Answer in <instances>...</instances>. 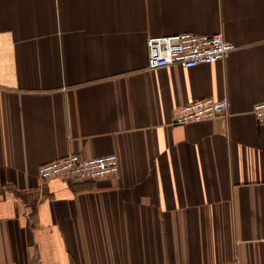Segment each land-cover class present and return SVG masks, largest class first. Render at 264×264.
Returning a JSON list of instances; mask_svg holds the SVG:
<instances>
[{
    "label": "crops",
    "instance_id": "1",
    "mask_svg": "<svg viewBox=\"0 0 264 264\" xmlns=\"http://www.w3.org/2000/svg\"><path fill=\"white\" fill-rule=\"evenodd\" d=\"M222 34L148 70L152 36ZM226 116L175 125L193 101ZM264 0H0V264H264ZM117 154V176L41 165Z\"/></svg>",
    "mask_w": 264,
    "mask_h": 264
},
{
    "label": "built area",
    "instance_id": "2",
    "mask_svg": "<svg viewBox=\"0 0 264 264\" xmlns=\"http://www.w3.org/2000/svg\"><path fill=\"white\" fill-rule=\"evenodd\" d=\"M148 70H158L172 65L191 69L204 64H215L237 50L239 46L224 38L222 34L197 35L192 33L173 36H152L147 41ZM228 100L207 98L187 103L174 111L173 123L186 125L211 120L227 115ZM253 114L259 124L264 125V102L257 103ZM120 160L117 154L84 158L71 154L43 164L39 176L43 180L63 178L65 180L86 179L97 181L117 176ZM229 264H241L238 260Z\"/></svg>",
    "mask_w": 264,
    "mask_h": 264
}]
</instances>
